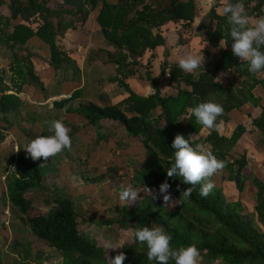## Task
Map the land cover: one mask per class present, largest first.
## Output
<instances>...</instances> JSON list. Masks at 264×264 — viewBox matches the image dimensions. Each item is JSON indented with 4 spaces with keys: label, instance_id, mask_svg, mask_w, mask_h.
<instances>
[{
    "label": "trees",
    "instance_id": "16d2710c",
    "mask_svg": "<svg viewBox=\"0 0 264 264\" xmlns=\"http://www.w3.org/2000/svg\"><path fill=\"white\" fill-rule=\"evenodd\" d=\"M225 2L218 0L208 17L201 19L198 0H0V12L6 6L11 10L10 16L0 13V60L7 58V65L0 68V183L4 174L10 175L9 165L15 161L19 170L0 193V233H8L11 224L5 220L6 211H12L16 216L13 223L22 225V234L18 226L12 225L16 238L11 245L17 255L31 261L48 248L60 252L64 264H110L114 257L103 248L105 242L126 239L124 233L137 227L162 226L172 235L174 248L194 244L199 249V264H264V229L244 215L241 203L231 202L221 188L215 186L207 197H202L197 185L187 201L175 206H165L162 197L139 199L124 205L121 217L100 229L101 224L78 213L68 199L56 198L50 210L36 206L34 195L53 181L44 174L40 160L16 153L18 144L30 140L39 126L44 130L41 135H47L48 122L55 119L68 127L74 142L85 128L93 131L100 142L118 144L120 149L141 143L148 157L147 168L138 169L132 186L159 190L167 179L171 198L176 200L182 190L191 186L166 175L175 151L172 141L181 134L193 146H211L210 151L218 159L228 162L218 173L220 178L236 183L239 193H244L251 177L247 174L250 148L240 143L249 131L244 119H251L252 131L259 135L257 142L264 153L263 98L254 94L258 87L264 92V72L249 73L247 65L232 54L229 25L222 15ZM243 3L249 19L254 21L264 15V0ZM93 13L97 15L102 40L113 50L108 54L107 68L115 74L96 84L102 91L111 82L123 87L127 96L118 103L105 95L76 103L83 96L81 89L53 88L36 70L37 48L31 41L37 38L49 47L48 63L57 72L68 62L60 39L68 31L78 30L79 25L84 29ZM198 19L202 26L195 30ZM170 24L177 29L172 34L176 49L191 46L194 54L205 56L204 69H198L197 74H186L169 56L163 54L165 59H160L158 49L166 46V37H171ZM197 46L204 47L205 52L198 51ZM215 49L221 51V56L215 54ZM227 70L231 71L229 85L217 83L215 77L220 78ZM166 73L167 84L163 80ZM135 76L150 82L153 91L149 95L138 94L127 82ZM71 83L66 81L65 87ZM168 86L176 93L165 91ZM55 96L61 98L48 106V100ZM208 100L221 104L224 114L217 118V128L205 135V128L196 123L190 110ZM70 114L82 117L85 126L70 120ZM223 122L234 123L230 134H222ZM8 135L13 136V141ZM238 149L243 153L239 154ZM112 171L116 174L118 170ZM253 184L257 189V220L264 223V180L253 175ZM5 238H0V264H12ZM122 246L126 256L123 264H155L147 259L146 245L128 241Z\"/></svg>",
    "mask_w": 264,
    "mask_h": 264
},
{
    "label": "rangeland",
    "instance_id": "374dc122",
    "mask_svg": "<svg viewBox=\"0 0 264 264\" xmlns=\"http://www.w3.org/2000/svg\"><path fill=\"white\" fill-rule=\"evenodd\" d=\"M218 0H214L213 5H215ZM207 0H198V7L201 11V19L208 17L212 7L205 11V5ZM6 15L10 16L11 11L8 6L3 8V11ZM0 12V13H2ZM253 21V19H250ZM201 20H197L194 29H199ZM82 25L78 26V30H82ZM188 35L194 36L191 30L185 31ZM72 31L67 32L59 41L61 43L60 47L65 48L68 55V62L65 67L58 72V81L54 80L57 83H63L64 81H81L82 79H88V73H91V78L95 80H105L113 78V74L105 68V63L108 62V54L110 51L106 48V45L102 44L98 47L101 52L93 56L92 51L85 52L84 46H79L81 42H66V38L72 37ZM75 33H81V31H76ZM96 33H91L90 37ZM97 35V34H96ZM87 34L82 30V38H86ZM192 41V39H190ZM84 42L92 43L91 40L86 39ZM69 44V45H68ZM171 51L174 53L176 49V40L171 44ZM92 47L93 43H92ZM183 52V55L189 52V48ZM198 51H204V47L197 46ZM205 52V51H204ZM43 56L44 52H42ZM169 56V54H168ZM167 56V57H168ZM162 61V54L161 58ZM169 61V59H168ZM7 65V58L0 60V68ZM53 73V72H52ZM229 74L225 75L228 79ZM50 80V79H49ZM166 80V79H165ZM231 80V78L229 79ZM57 81V82H56ZM135 87L143 86V84L136 83ZM146 87V86H145ZM184 88L191 89L190 86L183 84ZM108 91L111 95V100L113 103L120 102L124 97L127 96V93L119 89L115 83L108 84ZM147 91L141 92L137 89L135 91L141 92L140 94L147 95L152 92V88H146ZM168 93H176V89L167 87L165 89ZM61 97H54L53 99H60ZM52 99V100H53ZM52 100L47 103L48 106H52ZM92 100V99H91ZM83 99H78L77 103H82ZM264 104V101L262 102ZM257 110L255 111V113ZM3 113V112H1ZM2 117V116H1ZM71 120L76 122L81 121L82 118H75L69 116ZM226 123V122H225ZM224 125L221 126L222 133H231L232 130ZM248 132L242 137V147L245 146L250 148L248 154V171L247 174H250L251 177L247 182L245 192L240 194L237 188L236 183L234 182H225L223 181L219 174L212 177L215 186L224 190L225 194L231 202H240L242 205L243 214L254 219L257 226L261 229H264V223L257 220L255 206L257 203V195L253 184V175L264 180L263 173V159L264 153L262 151L261 145L258 144L259 135L257 132L252 131L254 128L251 126V119H244ZM229 124V123H228ZM233 127V126H232ZM44 131V130H43ZM42 127L35 131L34 136L31 139H34L35 136L41 135ZM209 129H204V132L209 133ZM47 135H52L48 132ZM44 135V136H47ZM8 139L13 141V136L8 135ZM30 139V140H31ZM30 140H24V142L19 143L16 147V153L19 155L21 153L26 154V151L23 149L24 145ZM6 141V140H5ZM10 141V143L12 142ZM9 143V144H10ZM118 144L100 142L96 135L92 133L86 135L82 140L76 142L72 139V150H65L63 153L57 155L56 157L49 158L48 160L40 159V165L43 167V172L49 177L51 182L47 185L44 184L39 194L34 195V203L36 206L41 207L43 210H50L53 201L56 198L68 199L76 209L78 213H81L84 216L89 217L96 224L100 225V229L108 228V221H113L121 217L120 210L124 206L119 200V192L121 191V185H131V180L134 177L135 173L138 172V169L144 171L147 168L148 157L146 155V149L143 144L135 143L132 144L129 148L120 149L117 147ZM20 149L19 151H17ZM208 149H211V146H208ZM9 150V149H7ZM6 152V150L4 151ZM9 154L10 152H6ZM238 153H243L241 149H238ZM232 158L234 155L232 153ZM112 169L118 170L115 174ZM9 170H11L10 175L4 174L2 177V182L0 183V193L4 189L8 188L9 183L13 179V174L18 173L17 161L15 164L9 165ZM4 171V170H3ZM47 188V191L46 189ZM150 188V187H149ZM156 197L160 198L162 195L159 194V190H156ZM47 194V195H46ZM140 199L153 198L152 196H147L143 192L139 193ZM8 218H5L7 224H11L9 227L8 233H0V238L6 236L4 240H7V250L10 255L12 264H19L18 260L24 262V264H64V257L60 252L55 250H50L44 248L41 250V256H35L31 261H25L21 255H17L13 245H11L12 239H15V231L12 230L13 219L16 220V216L13 215L12 211H6ZM10 218V219H9ZM105 221V222H104ZM18 226L19 234H22V225L21 223L14 224ZM126 239H118L116 241H108L113 245H124L128 241H133L131 233L126 232ZM93 236V234H92ZM22 238V237H21ZM18 237V239H21ZM112 252L113 257L122 251L121 248L115 250L109 249Z\"/></svg>",
    "mask_w": 264,
    "mask_h": 264
},
{
    "label": "clouds",
    "instance_id": "9594fccd",
    "mask_svg": "<svg viewBox=\"0 0 264 264\" xmlns=\"http://www.w3.org/2000/svg\"><path fill=\"white\" fill-rule=\"evenodd\" d=\"M213 3L214 0H207L205 11L209 10ZM222 15L226 17L229 25V35L233 41L231 45L232 54L238 57L241 63L247 65L249 73L256 75L264 72V15H259L254 21H251L243 0H235V2L226 0L222 8ZM204 57L198 53L187 52L180 56L178 67L186 74L195 75L198 69H204ZM167 71L169 74L171 73L169 70ZM168 78L169 75L166 73L163 77L166 84ZM215 78L217 83L221 82L219 77ZM22 96L24 94H21ZM190 111L191 115H194L196 123L209 130L217 128V118L224 114L223 106L213 100L199 102ZM48 131L52 135H37L24 145L23 149L32 160L36 161L43 158L46 161L65 150H72V138L69 135V129L61 120L49 121ZM171 148L175 151L173 160L170 162L171 166L166 169L167 178H179L182 183L191 186L182 190L180 197L173 200L169 192L171 185L168 180L162 182L159 185V194L162 195L165 206L183 204L191 197L197 185H200V195L207 197L215 188L212 177L222 172L228 162L218 159L202 143L193 146L181 134L174 137ZM177 188L179 189V185ZM141 192L147 196L156 197V191L146 185L141 188L121 185L119 200L127 206L139 200V193ZM131 236L134 242L141 246L146 245L149 262H155V264H173V262L174 264H199L200 262L201 254L194 244L174 248L171 244L172 235L162 226L137 227L132 230ZM121 247L123 246L113 245L109 242L103 244L106 252L108 249L115 250ZM125 259V254L119 252L110 259V264H123Z\"/></svg>",
    "mask_w": 264,
    "mask_h": 264
},
{
    "label": "crops",
    "instance_id": "0c3cea01",
    "mask_svg": "<svg viewBox=\"0 0 264 264\" xmlns=\"http://www.w3.org/2000/svg\"><path fill=\"white\" fill-rule=\"evenodd\" d=\"M2 11H3V9H2ZM11 11V10H10ZM4 13V12H3ZM5 14V13H4ZM8 16V15H7ZM175 27L176 26H174V25H172V24H170V26L168 27L171 31H170V35H171V37H166V40H167V44H166V46L165 47H161V48H159L158 49V54H164V56L165 57H167L168 56V54H169V57H170V60H172V61H177L178 62V60H179V58H180V56L181 55H183V52H184V50L186 49V48H177V49H175V52L173 53L172 51H171V46L169 45V44H171L174 40H173V37H172V34L173 33H175L176 32V30L177 29H175ZM82 30H84L85 32H86V34H87V36H86V38H82L81 36H82ZM82 30H75V31H73V30H70V31H72L73 33H71L72 34V37L71 38H66V42L68 41V42H75V41H78V42H81V44H79V46H84V51L85 52H87V51H92V54H93V56L94 57H96V55H98V53H100L101 52V50L98 48V47H100V45H101V43L102 44H104V45H106L105 43H104V41L102 40V38H101V27H100V25H99V23H98V21H97V15H96V13H93L91 16H90V18H89V20H88V22L86 23V27L84 28V29H82ZM76 31H81V33H75ZM91 33H96V34H94L93 35V37L91 38L90 37V34ZM86 39H89V40H91L92 41V43H93V46L94 47H92V43H87V42H84ZM31 43H32V45H34L36 48H37V55H38V57H36L34 60H35V65H36V70H37V73H38V75H39V77H41L44 81H47V83H49V85L50 86H52L53 88H56V87H58V86H60V87H64L65 88V90H75V89H81V91L83 92V96L81 97V98H79V99H83V101H85V100H94L92 97H95V98H98V99H100V96L101 95H105V96H109L110 98H112L111 97V95H110V92L108 91V88H107V86H108V84L104 87V89H103V91H102V87L99 85H97L96 83H98L99 81H101V80H95V79H93V78H91V73L89 72L88 73V76H89V78L88 79H82L81 81H76V82H74V80H70L72 83H71V86L70 87H68V88H66L65 86H66V81H64L63 83H55L54 82V80H59L58 79V72L60 71V70H62L64 67H65V65H63V66H61L60 68H59V70H57V72L53 69V68H51L50 66H49V63H48V61H49V59H50V49H49V47L45 44V43H43L42 41H40L39 39H37V38H34L32 41H31ZM60 45H61V43H59ZM69 45V44H68ZM186 47H188L189 48V52H192V53H194V51H193V49H192V47L191 46H186ZM106 48L109 50V51H113L112 49H110L107 45H106ZM62 50V52L63 53H66V54H68L67 53V51H66V49L65 48H62L61 49ZM42 52H44V55H45V57L43 56V54H42ZM214 52H215V54L217 55V56H219L220 54H221V51L220 50H217V49H215L214 50ZM221 56V55H220ZM108 63V62H107ZM107 63H105V66L103 65V68H105V70H107V71H109V72H111L112 74H113V76H115V74L111 71V70H109L108 68H107ZM53 72V73H52ZM229 74L228 76V79H226V77H225V75L226 74ZM231 75V71L230 70H227V71H223L221 74H220V81L223 83V84H225V85H229V82H230V76ZM50 79V80H49ZM106 80V79H105ZM56 81V82H57ZM127 82L131 85V87L134 89V90H137V89H139V90H141V92H142V90L143 91H147L146 90V88H152L151 87V84H150V82L149 81H144V80H142V79H140L139 77H137V76H135V77H130L129 79H127ZM140 83L141 82V84H143V86H140V87H135L134 86V84H136V83ZM113 82H111L110 84H112ZM116 85H117V83H115ZM118 86V85H117ZM146 86V87H145ZM60 87H58V88H60ZM118 88L119 89H122V90H124L125 91V89L123 88V87H120V86H118ZM97 89H98V92H97ZM96 92H97V94H96ZM126 92V91H125ZM138 94H140L141 92H138V91H136ZM151 93V92H150ZM30 94V93H29ZM254 94H255V96L256 97H261V98H263V101H264V92L262 91V89L260 88V87H258V88H256L255 90H254ZM140 95H143V94H140ZM147 95H149L148 93H147ZM147 95H143V96H147ZM25 96V95H24ZM56 97V96H55ZM54 97H52V98H50V100H48V102H50L52 99H53ZM77 100L78 99H76V103H77ZM53 101V100H52ZM47 102V103H48ZM253 114H255V112H253ZM69 116H72V117H75V118H82V117H78V116H76V115H73V114H70ZM69 116H68V118H69ZM70 119V118H69ZM71 120V119H70ZM72 121H74V120H72ZM75 123H81L82 125H83V127L85 126V122L83 121V118L81 119V121H78V122H76V121H74ZM224 123L225 122H223L221 125H220V129H221V126L222 125H224ZM225 125L227 126L228 125V127L233 131L234 130V123L233 122H229V124L228 123H225ZM233 126V127H232ZM210 132V131H209ZM222 132V131H221ZM93 134V135H95L94 134V132L93 131H91V132H89V131H87L85 128L83 129V131L81 132V133H79L77 136L79 137V140H82L86 135H89V134ZM203 133L205 134V135H207L204 131H203ZM223 134V133H222ZM230 134V133H229ZM245 134H247V133H245ZM242 139H243V137L240 139V143L242 142ZM242 144V143H241Z\"/></svg>",
    "mask_w": 264,
    "mask_h": 264
},
{
    "label": "water",
    "instance_id": "95a60500",
    "mask_svg": "<svg viewBox=\"0 0 264 264\" xmlns=\"http://www.w3.org/2000/svg\"><path fill=\"white\" fill-rule=\"evenodd\" d=\"M21 219L24 221V218L23 217H21Z\"/></svg>",
    "mask_w": 264,
    "mask_h": 264
}]
</instances>
